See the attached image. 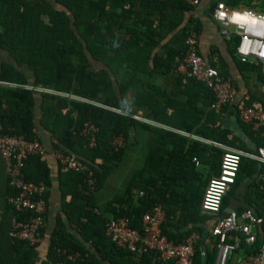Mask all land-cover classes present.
Listing matches in <instances>:
<instances>
[{"label": "trees", "instance_id": "obj_1", "mask_svg": "<svg viewBox=\"0 0 264 264\" xmlns=\"http://www.w3.org/2000/svg\"><path fill=\"white\" fill-rule=\"evenodd\" d=\"M221 1L232 7H238L241 2L216 0ZM249 6L257 8L251 2ZM262 8L264 11V0ZM193 12L194 8L184 0H0V50L8 52L18 65L28 64L34 74L32 85L71 93L129 114L87 102L72 100L68 103L62 97L56 106L47 110L51 131H59L54 133L58 139L55 148L76 154L89 166V171L75 173L64 169L59 177L62 210L77 228L80 240L67 234L62 227L57 229L49 240L46 259L39 263L38 246L30 247L9 236L14 212L6 200L16 193L9 185L0 153V264H70L65 257L72 252L87 254L79 264H158L154 254L137 259L105 236L106 222L122 216L129 219L131 228L141 232L142 215L154 203L168 207L167 220L177 218V209L182 211L180 219H186L188 229L183 239L177 240L168 234L165 224L164 234L180 243L194 231L199 232L201 239L196 246L195 264H202L203 251L208 255V264H214L217 258L214 239L210 234L205 241L203 239L208 221L203 219L202 226L196 227L203 199L195 186L200 172L193 159L198 157V148L202 147L197 142H189L187 137L176 132L153 129L154 136L149 140L143 166L133 174L121 199L127 206L115 208L108 204L106 213L102 214L94 199V191L102 187L109 175L110 167L106 164L118 162L124 155L125 147L115 150L113 139L121 135L128 145L131 129L139 126L150 129L134 119L129 108V98H132L135 105L145 103L153 109L152 100L144 99L150 93L145 91L138 73L143 71L146 76L154 72L167 73L179 65L186 52L187 30L194 27L200 32V22L191 16ZM129 25L137 30L128 32ZM172 33L173 38L168 40ZM239 41L237 35L230 41L235 53ZM161 43V54L158 52L154 56V50ZM89 58L106 68L95 70ZM122 71L124 82L118 80ZM0 81L28 82L17 66L1 60V53ZM190 84L185 105L193 112L191 122L183 117L179 122L166 119L169 124L188 131L191 123H196L204 111L196 101L199 99L209 107L213 100L211 90L199 81L190 78ZM199 87L202 88L200 97L197 94ZM34 107L35 91L0 84V123L4 133L22 135L27 140L37 139L42 143L34 130ZM66 107L70 113L65 116L60 110ZM179 112H175L176 120ZM151 117L158 118V115ZM88 122L99 129L97 144L92 148L88 137L81 135ZM211 132L214 140L227 142L214 134L215 130L211 129ZM23 173L25 180L45 185L44 199L47 201L51 186L48 163L38 156H30L25 161ZM87 177L94 180L93 192L89 190ZM140 191L142 196H139ZM259 246L260 240L253 248ZM241 250L247 254L252 249L242 244Z\"/></svg>", "mask_w": 264, "mask_h": 264}, {"label": "built area", "instance_id": "obj_2", "mask_svg": "<svg viewBox=\"0 0 264 264\" xmlns=\"http://www.w3.org/2000/svg\"><path fill=\"white\" fill-rule=\"evenodd\" d=\"M186 4L194 8V18L197 17V8L202 0H184ZM216 7L211 14L215 22L220 26V32L227 40L233 35L240 37L236 48V54L242 62H253L264 69V11L249 8H238L227 5L225 2H216ZM186 52L178 65V69L187 77L194 78L209 88L213 100L210 108L220 111L233 104L236 89L233 80L228 75L221 73L217 66L199 52V32L191 27L186 32ZM4 84L21 85L13 82L0 81ZM37 92L51 93L68 100L87 102L95 106L111 109L118 113L129 115L121 110L112 109L101 103L83 99L71 93H63L55 90L40 88V86H27ZM264 94V84L261 87ZM237 115L241 122L254 132H264V104L239 105ZM136 120L142 118L131 115ZM98 127L93 123L85 124L81 135L87 136L90 147L97 144L96 134ZM125 138L117 136L112 145L115 150L125 147ZM0 153L5 162V170L9 179V185L15 191V195L9 197L6 202L11 206L14 215L11 219L9 236L17 241L24 242L30 247H37L43 241V230L46 226L47 204L44 199L46 187L42 182L34 183L25 180L23 169L25 161L30 156H38L45 162L48 158L55 159L68 171L85 173L89 166L80 160L74 153H65L60 149L47 150L37 139L27 140L22 135H9L2 131L0 123ZM257 161L261 170L257 175V184L263 194L262 207L259 213L252 209H246L241 213L232 211L227 215H221L223 202L236 184L244 159ZM199 165V161L194 158ZM89 190L94 191V180L86 178ZM143 192H139L142 196ZM202 212L215 218L211 226L210 235L213 237L217 249V258L214 264H231L235 255L241 250L243 244L252 249L243 254L242 264H264V146L256 153H249L238 149H227L221 160L220 174L210 179L201 204ZM168 207L154 203L142 215V231L130 227L129 219L125 216L110 218L105 224V236L116 247L127 250L137 259L146 254H154L158 264H195L196 246L201 235L194 231L182 242L175 243L163 232V225L167 220ZM22 217H24L22 219ZM260 240L258 249L253 248ZM65 254V251H62ZM203 251L202 256L206 255ZM87 258V254L78 252L66 254L65 260L70 264H79Z\"/></svg>", "mask_w": 264, "mask_h": 264}, {"label": "crops", "instance_id": "obj_3", "mask_svg": "<svg viewBox=\"0 0 264 264\" xmlns=\"http://www.w3.org/2000/svg\"><path fill=\"white\" fill-rule=\"evenodd\" d=\"M216 3V0H202L200 6L197 8V20L200 22L199 32V52L210 62H214L222 74L228 75L233 80L236 96L233 104L217 111L211 110L199 99L196 105L201 107L204 111L200 119L196 123H191V129L188 131L185 128H179L169 124L166 119L173 121H180V118H186L191 122L193 112L185 105L188 99L186 90L190 88V77H187L182 71L172 68L167 73L154 72L151 76H146L143 71L138 73L139 80H142V85L145 91L149 92V96H145L152 100L153 109L148 104L137 106L134 100L129 98V108L132 115H137L142 119L140 124H146L148 128L136 127L130 130L129 143H125V151L122 158L115 163L106 164L110 167V172L105 179L102 187L98 191H94V199L96 202L98 212L105 214L108 204L113 207L127 206V203L121 199L124 198L128 184L133 177V174L141 169L145 157L149 151V140L154 136L153 129L169 130L179 133L187 137L189 142H197L199 144V155L195 157L199 161L196 164L197 170L200 172L198 180L195 182L197 191L203 198L205 189L210 179L217 177L220 174L221 160L224 152L227 149H238L249 153H256L261 143L264 141V132H254L248 126L243 124L237 115V108L239 105H262L264 104V94L261 87L264 82V69L253 62H242L239 56L233 51L231 40H227L220 32V26L215 22L211 15V8ZM194 17V12L192 15ZM137 30L134 26L129 25L128 32ZM174 33L169 34L167 39L173 38ZM160 47L154 50V56L159 52ZM1 60H6L18 67L20 72L26 77L27 83L21 85L4 84L10 87H21L35 91V107H34V130L36 137L39 138L45 148L51 150L58 144V139L51 131L50 121L47 119V110L50 106H56L61 97L51 93L37 92L27 86L32 85L34 79L33 70L28 64L18 65L12 56L0 50ZM91 65L95 70L106 68L103 64L89 58ZM124 82V71L118 79ZM19 84V83H17ZM41 88V87H40ZM48 89V88H44ZM119 92V87L116 85ZM53 90V89H49ZM193 90V89H192ZM56 91V90H55ZM192 92V91H191ZM198 97L202 94V88L197 89ZM50 97L47 99L46 97ZM57 97V98H56ZM62 99V98H61ZM205 99V98H204ZM71 103L72 100H68ZM70 106V105H69ZM182 110L179 112V110ZM178 111V119H175V112ZM63 115L70 113L69 107L60 110ZM128 113V112H126ZM152 114H157L158 118H152ZM212 130L218 137L225 138L226 143L219 142L212 138ZM126 141V140H125ZM127 145V146H126ZM194 161V159H193ZM51 168V186L48 188L47 197V213L46 226L43 233V241L37 247L38 263L46 259V249L49 240L54 231L61 227L65 229L66 233L72 235L80 240L79 233L75 225L70 223L62 210V195L59 186L60 172L64 171L59 162L55 159L48 158L46 160ZM124 165L125 173L115 175L114 170L119 166ZM261 170V165L251 159H244L242 168L239 172L237 182L226 195L223 202V210L221 215H227L232 211L238 213L246 209H252L259 213L262 207L263 194L258 188L257 175ZM125 202V204H123ZM178 215L175 219H168L164 224L167 227V232L175 239H183L187 233L188 227L185 222L186 219H180L181 210L177 209ZM1 214L0 210V229H1ZM203 219L208 221V229L205 232L208 234L204 236V241L210 234L211 226L214 224L215 218L211 215L204 214L196 219V227L202 226ZM191 225L190 227H192ZM185 239V238H184ZM243 252L239 251L231 261V264H242Z\"/></svg>", "mask_w": 264, "mask_h": 264}, {"label": "rangeland", "instance_id": "obj_4", "mask_svg": "<svg viewBox=\"0 0 264 264\" xmlns=\"http://www.w3.org/2000/svg\"><path fill=\"white\" fill-rule=\"evenodd\" d=\"M250 2H251V4L252 5H256L257 6V8L255 7H252V6H249V4H250ZM262 4H263V0H241V2L239 3V5H238V7H241V8H249V9H254V10H262L263 8H262ZM114 173H115V175H117V174H121V175H123L124 173H125V169H124V165H120L119 167H118V169L116 168L115 170H114Z\"/></svg>", "mask_w": 264, "mask_h": 264}, {"label": "water", "instance_id": "obj_5", "mask_svg": "<svg viewBox=\"0 0 264 264\" xmlns=\"http://www.w3.org/2000/svg\"><path fill=\"white\" fill-rule=\"evenodd\" d=\"M215 7H216V4H214V5L212 6L211 11H210L211 14L213 13ZM207 234H208V232H205V236H206ZM205 236H204V237H205ZM86 247L89 248V247H90V244L87 243V244H86ZM202 264H208V255H207V254L203 257Z\"/></svg>", "mask_w": 264, "mask_h": 264}]
</instances>
